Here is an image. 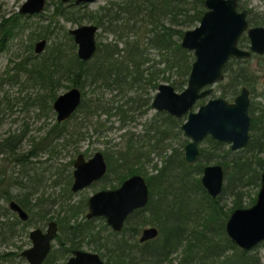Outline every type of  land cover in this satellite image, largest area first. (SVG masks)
<instances>
[{"label": "trees", "instance_id": "obj_1", "mask_svg": "<svg viewBox=\"0 0 264 264\" xmlns=\"http://www.w3.org/2000/svg\"><path fill=\"white\" fill-rule=\"evenodd\" d=\"M203 1L119 0L116 6L109 5L100 14L98 22H103L106 30L114 32L116 40H123V45L119 47L116 41L100 43V49L88 60L77 57L72 36L64 30L62 42H53L55 44L46 55L42 54L32 60L33 64L27 69L28 76L47 90L49 105L56 97V89L63 84V79H69L72 86H78L83 97L76 110L67 119L55 121L54 127L45 136L54 132L55 136L63 137L67 143H75L84 136V132H88L87 129L81 132V127L90 126L93 132H98L106 122L100 120L97 110L106 113L105 120L112 114H118L122 124L128 119H134L133 114L149 103V96L144 98L142 93L148 86L155 88L159 76L160 79L170 80L175 88H183L193 57L190 51L181 46L180 38L184 27L199 21L204 11ZM58 3L53 9L54 15H66L65 9ZM109 4H113L112 0ZM88 16L92 18V13ZM66 17L73 20L76 18ZM254 21L262 22L257 19ZM12 23L0 22V49L4 47L3 39L10 34ZM56 26H50V22L44 24L38 37L50 39ZM149 50H155L157 59L149 56ZM167 69H174L171 70L175 73L173 79L164 73ZM227 72L231 77L221 94L226 97H233L241 84H253L256 78L246 68L244 71ZM145 85L146 89H143ZM84 87L92 92L105 88L126 93L133 89L137 95H129L123 104L118 103L116 109L110 111L111 105L102 101V95L86 96ZM71 117L79 124L72 125L73 129L66 126ZM160 121L164 124L155 126L154 135L145 137L144 134L124 130L120 133L122 143H112L103 151L109 170L115 171L113 181L116 183L111 182V186L117 185L129 174L144 175L149 186L146 205L134 210L120 231H114L103 220L101 224L95 223L98 217L86 218L82 215L78 218L80 205L68 204L64 207V217L58 218L61 227H65L64 237L58 233L55 237L62 250L57 252L52 245L42 264L53 263L58 254L64 256L71 249L81 247L82 242L104 256L109 264H263L254 250L257 245L248 250L239 247L225 233L224 223L228 211L245 206L242 203L243 188L259 184L260 171L264 170V158L234 156L230 159V165L223 158L218 159L227 170L221 193L213 198L202 186L198 174L205 162L215 158L214 151L218 150L220 142L207 137L211 147H201L198 160L189 163L183 156V143L182 147L173 146L171 152H167L168 141L177 135L176 132L171 133V127L178 126V120L164 114ZM14 137L9 133L0 140V152H7V159L15 154L18 145V139ZM263 145L264 107L260 106L252 108L251 140L246 149L258 150ZM153 151L159 154L161 164H154L156 172L145 174L143 168ZM28 153L34 154L33 148ZM26 157L20 154L10 160L25 163ZM228 167L232 172L228 171ZM40 179L39 175L29 174L25 170L16 174L0 171V245L6 246L0 250V264H19L16 260H25L19 256L21 243L14 240L17 236L27 235L26 227L32 222L33 214L40 218L46 217L48 210L40 206L45 199L37 196L31 201V193ZM225 193L235 196L229 210H224L220 202ZM10 199L16 200L29 212L27 219H20L8 207ZM146 224L155 225L158 235L140 242L137 237L141 227ZM190 224L194 226L190 228ZM178 249L181 256L176 263H172L170 256Z\"/></svg>", "mask_w": 264, "mask_h": 264}, {"label": "water", "instance_id": "obj_2", "mask_svg": "<svg viewBox=\"0 0 264 264\" xmlns=\"http://www.w3.org/2000/svg\"><path fill=\"white\" fill-rule=\"evenodd\" d=\"M66 1V0H62ZM93 0H75L76 3ZM45 0H25L21 13L40 12ZM238 0H204V11L198 23L185 28L180 38L181 46L193 54L186 85L176 90L169 82H161L152 97L151 106L168 111L180 117L187 112L181 128L189 140L184 145V159L192 162L199 151L198 143L209 134L212 138L228 142L230 149H237L249 140L250 115L249 91L242 86L232 100L222 96L211 97L196 110L192 106L198 98L211 91V84L223 79L225 62L231 56H249L252 51L264 52V25L248 27L246 10H237ZM94 23H83L71 27L68 32L77 45L76 54L80 59H89L96 47ZM246 31L249 48L238 45L241 34ZM46 39L35 42V51L40 52ZM82 92L78 86H71L58 94L52 106L56 120L68 118L79 106ZM106 160L100 150L85 158L79 152L73 160L71 190L76 191L100 178L106 171ZM200 182L208 195L216 197L224 183V168L220 163H208L202 168ZM149 186L140 173H132L116 187L100 188L87 197V218L101 216L115 231L121 230L126 217L134 209L146 205ZM8 207L25 220L28 212L16 200L10 199ZM58 230V223L50 219L44 228L29 229L31 244L19 251L28 264H42L49 253ZM224 231L239 247L248 250L264 241V170L260 173L259 188L254 202L248 206L233 208L225 223ZM158 234V228L148 225L140 230L138 240L143 242ZM63 264H107L96 251L73 249Z\"/></svg>", "mask_w": 264, "mask_h": 264}, {"label": "rangeland", "instance_id": "obj_3", "mask_svg": "<svg viewBox=\"0 0 264 264\" xmlns=\"http://www.w3.org/2000/svg\"><path fill=\"white\" fill-rule=\"evenodd\" d=\"M24 1L25 0H0L1 24L13 22L10 24V34L3 39L4 47L0 49V140L6 137L9 133L16 137L13 139H18L15 154L8 157L9 159H7V152H0V162L3 161V164L0 163V171H11L16 174L25 170L29 172V174L39 175L41 177L40 183L31 193V201H33L37 196L40 199H45L40 206L42 209L48 210V212H46V217L49 218H40L37 214L32 215V222L26 227L27 235L17 236L14 240L16 243H21V248L27 247L31 244L28 237V231L30 228L34 226H41L44 228L48 219H56L58 221V218L64 217L66 214L64 207L71 203L80 205L77 217L81 218L87 210V197L100 188L110 187L111 182L116 183L113 181V174H110L107 179L93 182L78 191H71L70 185L72 181L73 160L79 152H82L85 158H87L96 150L104 151L112 143H122L120 133L124 130H129L135 134H144L146 135L145 137L152 134L154 135L155 126L158 124L163 125L164 123H161L160 120L164 114H167L166 111L156 112V110L150 107V104L148 103L149 107L142 115L139 116L134 113V119H128L124 124H122L118 114H112L108 120H105L106 113L97 110V113H100V120L106 122V125L102 126L103 128H101L100 131L93 132L90 126L81 127V132L86 129L88 132H84V136L75 141V143H67L63 137H57V135L55 136L54 132L45 136L47 131L51 130L52 127H54L55 121H57L56 112L53 109L52 101L49 105V100L46 95L47 90L45 91L44 88L29 78V72L27 69H29V67L33 64L32 60L35 57L37 58L42 54H47L48 49L50 50L52 45L55 44L53 42L58 43L59 41H63L62 34L64 30H68L71 27H76L77 25L83 23H94V17L92 16V18H90L88 15H91V13L94 15L93 11H96L98 6L105 4L106 0H95L82 7L73 5L65 8L64 6L66 11V15L64 16L57 14L54 15L53 12L55 4L59 0H47L49 6L42 11V13H32L29 15L21 14L19 12V8ZM240 2L244 8H250L252 14L259 17L264 22V0H240ZM67 15L72 17L76 16V18H74V20L69 19L66 17ZM49 22L50 26L57 25V28L53 31L52 37L47 39L45 49L41 53L35 54L33 51V45L35 41L40 38L38 35L42 33V26L44 24H48ZM195 24L196 22L184 28H190ZM97 38L98 40L106 41L112 39L113 34L99 29ZM76 49L77 47L74 48L75 54ZM149 52L150 57L157 59L158 55L155 50H149ZM248 65L254 69L253 72L256 76V82L251 99L255 105L264 107V55H253V57L249 60ZM174 69H167L164 73L169 74L171 77L170 79H173L172 75H175V73L171 72V70ZM14 74L16 75L13 77ZM159 77L156 78L158 84L161 82L171 83L170 80L160 79ZM62 83L63 84L59 85L56 89L57 95L72 86L69 79H63ZM226 83L227 81L224 78L211 84L212 91L208 95L199 99L197 102L203 103L208 98L221 96L223 89L227 85ZM100 89L99 91L92 92L88 87H84L86 96L95 97L97 95H102V101L106 102V105H111L110 111H114L118 103L123 104L125 100L128 99L129 95H137L136 93H133V89L127 90L126 93L124 91L117 92V90L115 91L112 89ZM176 90L179 91L181 89L176 88ZM155 91L156 87L152 88L151 86H148L146 92L142 94L152 97ZM224 97L228 100H232V97L230 96ZM198 103L192 106V110H196ZM186 115L187 114H184L181 119L177 120L179 122H183ZM151 121L153 123L150 124ZM66 124L69 129H73L72 125L79 126L76 119L73 117L68 119ZM177 127L178 126L175 125L171 127V133L176 132L177 135L175 138L173 136L171 137L172 139L174 138V141L172 139L168 141L166 145L168 153L171 152L173 146L182 147V143L184 144L189 140L183 132H178L179 130ZM55 130H57L56 127ZM73 137H75V135ZM206 138L207 137L199 142V147L204 146L207 149L211 147ZM32 148L34 154L28 153ZM219 148V150L214 151L217 156L215 155L214 159L205 162L204 164L214 163L218 159L223 158L226 162H228V165H230V159L234 156H249L254 159L259 156L264 158V145L258 150L252 148V150H250L245 147L230 149L228 142H222L220 143ZM20 154L27 155V162L15 163L13 160H10L12 157ZM149 158V162H147L143 168V172H145V174H152L156 172V166H154V164H161L160 156L157 152L153 151ZM4 160L9 161L6 162ZM28 168L29 170H27ZM228 171L232 172L230 167H228ZM198 175L200 177L201 172ZM258 188L259 184L245 186L243 188L244 194L242 196V203L245 206L252 203L251 200L252 198H255ZM234 198L235 196L231 193H225L223 195L220 202L223 204L224 210H229V207H232ZM82 208L83 211H80ZM67 213L69 214V212ZM102 220L104 221L103 218L98 217L96 218L95 223L101 224ZM146 225H143L142 227ZM193 226V224L189 225L190 228ZM64 229L65 227H61V224L59 223L58 234L62 237H64ZM52 245L54 249H57V252L58 250H62V247L59 245L58 238L53 240ZM5 247L6 246L0 245V250ZM82 248L85 250H94L86 242H82ZM180 249H178L175 253H172L170 256L172 263H176L181 256ZM254 250H256L259 254L260 259L264 264V242L258 244ZM70 254L71 252L66 253L64 256L58 254L51 264H63ZM16 261L19 264H28L26 260L21 262L18 260Z\"/></svg>", "mask_w": 264, "mask_h": 264}, {"label": "flooded vegetation", "instance_id": "obj_4", "mask_svg": "<svg viewBox=\"0 0 264 264\" xmlns=\"http://www.w3.org/2000/svg\"><path fill=\"white\" fill-rule=\"evenodd\" d=\"M60 2H61V7L64 9V6H65V8H68V7H70V6H73V5H77V6H80V7H82V6H85L86 4H88V3H90V2H93V1H95V0H93V1H86V2H80V3H76L75 2V0H66V1H62V0H59ZM58 1V2H59ZM118 1L119 0H112V2H113V4H109V2H110V0H106V3L105 4H102V5H100V6H98V9L96 10V11H93L94 12V15H92L94 18V20H93V22H94V24L95 25H97V29H96V31H95V35H94V38H95V43H96V47H95V50H94V52H93V54H92V56L96 53V51L98 50V49H100V47H101V45H100V43H103V42H114V41H116L117 43H118V46L119 47H122V45H123V40L121 41V40H116V36H115V34H114V32H112V31H109V30H106L103 26H104V24H103V22L102 23H99L98 21H99V18H100V14H102V12H103V10L104 9H106L109 5L110 6H116V4L118 3ZM57 2V3H58ZM63 2H64V4H63ZM49 6V3L47 2V0H45V3H44V6H43V9L40 11L41 13H42V11H44L47 7ZM242 9H245L246 10V19H247V21H248V27H250V26H254V25H264L263 23V21L259 18V17H257V16H254L253 14H252V12H251V9L250 8H244L243 6H242V4H241V2H240V0H238V3H237V10H242ZM101 12V13H100ZM21 13V12H20ZM34 13H39V12H34ZM21 14H32V13H21ZM255 19H257L258 21H262V22H260V23H256L254 20ZM99 29H102V31H104V32H109V33H111V34H113V38L112 39H110V40H106V41H102V40H98V38H97V35H98V30ZM68 31V30H67ZM69 33V32H68ZM70 34V33H69ZM71 35V34H70ZM72 36V35H71ZM40 38L39 39H41V38H45L46 39V42H45V45H44V47H43V49L40 51V52H36L35 51V43H34V45H33V51H34V53L35 54H39V53H41L44 49H45V47H46V43H47V38L46 37H41V36H39ZM39 39H37V40H39ZM72 39H73V37H72ZM36 40V41H37ZM248 40V41H247ZM35 41V42H36ZM73 42H74V40H73ZM75 43V42H74ZM238 45L240 46V47H242V48H249V38H248V36H247V32L246 31H244L242 34H241V36H240V38H239V40H238ZM245 45H247V46H245ZM75 47H77V45H76V43H75ZM2 49V48H1ZM188 50V49H187ZM189 51V50H188ZM33 53V54H34ZM264 55V52H262V53H257V52H254V51H252L251 52V54L249 55V56H231V57H229L228 58V60L225 62V65H224V68H223V79L225 78L226 79V81L228 82V80L230 79V74H228V70H236V71H244V69L246 68V70H249V74H251V75H253V76H255L254 74V72H253V68L250 66V65H248V63H249V60L253 57V55ZM77 55V54H76ZM91 56V57H92ZM35 57V56H34ZM78 57V56H77ZM90 57V58H91ZM79 58V57H78ZM89 58V59H90ZM80 59V58H79ZM88 60V59H87ZM26 69V68H25ZM238 73V72H237ZM16 74H14L13 75V77L15 76ZM222 80V79H221ZM255 82H256V80L254 79L253 80V84H250V85H246V84H241L240 86H239V88H238V90H237V93L240 91V89H241V87L242 86H246L247 87V89H248V91H249V97H250V104H249V115H250V127H249V140H248V142H247V144L245 145V146H243V147H245L246 148V146L248 145V143L250 142V140H251V115H252V108H257V107H260V105L259 106H257V105H255L254 104V102L252 101V92H253V88H254V86H255ZM171 84V83H170ZM227 84V83H226ZM186 85V84H185ZM184 85V86H185ZM157 86H158V83L156 84V89H157ZM209 86H211V85H209ZM174 87V86H173ZM175 88V87H174ZM211 88H212V86H211ZM80 89V88H79ZM143 89H146V85H145V87H143ZM143 89H142V91H143ZM176 89V88H175ZM180 89H182V88H180ZM81 90V89H80ZM116 91V90H115ZM211 91H212V89H211ZM210 91V92H211ZM82 92V91H81ZM146 92V90L143 92V94ZM209 92V93H210ZM208 93V94H209ZM236 93V94H237ZM208 94H206V95H208ZM235 94V95H236ZM154 95V94H153ZM153 95H152V97H153ZM235 95L232 97V99L235 97ZM57 96V95H56ZM222 96V95H221ZM143 97L144 98H147V95H143ZM152 97H149V99H150V102H149V104H150V107H152L151 106V100H152ZM204 97V96H203ZM203 97H200V98H198L197 99V101L199 100V99H201V98H203ZM222 97H224V96H222ZM225 98V97H224ZM209 99V98H208ZM207 99V100H208ZM227 99V98H226ZM206 100V101H207ZM195 102L194 103V105L196 104V103H198V102ZM204 103V102H203ZM201 104V102H199L198 103V105H197V107L199 106ZM193 105V106H194ZM149 106H148V104H146V105H144V106H141V110H137L136 111V113H135V115H137L138 113V115L140 116V115H142L146 110H147V108H148ZM153 108V107H152ZM155 110H156V112H159V111H165V110H158V109H156V108H154ZM192 109V108H191ZM197 109V108H196ZM167 112V115H170L171 117H174L176 120L178 119H181V117L184 115V114H187V112H185V113H183L180 117H176L175 115H173V114H170L168 111H166ZM186 117H187V115H186ZM185 119V118H184ZM181 123L182 122H179L178 121V128H179V130L181 131V132H183V130H182V128H181ZM184 133V132H183ZM185 135V134H184ZM187 136V135H186ZM188 137V136H187ZM205 137H210V138H212L209 134H207L206 136H204V138ZM189 138V137H188ZM203 138V139H204ZM203 139H201L200 141H202ZM212 139H214V138H212ZM214 140H216V139H214ZM199 141V142H200ZM216 141H218V140H216ZM187 142V141H186ZM185 142V143H186ZM220 143H222V141H219ZM185 143H184V145H185ZM184 145H183V147H182V151H183V156H184ZM198 147H199V143H198ZM219 147H220V145H219ZM243 147H239V148H243ZM200 148L201 147H199V151H198V155H197V157H196V159L194 160V161H192V162H189V163H193V162H195L196 160H198V158H199V152H200ZM230 148V147H229ZM239 148H237V149H239ZM220 148H218V150H219ZM101 152H102V154H103V156H104V158H105V154H104V152L102 151V150H100ZM95 152V151H94ZM85 157V156H84ZM105 160H106V158H105ZM214 163H220V162H218V161H216V162H214ZM106 164H107V167H106V171H105V173L100 177V178H98V179H96L95 181H93V182H96V181H99V180H102V179H107L109 176H110V174H113V177L115 176V171L114 170H112V171H110L109 170V168H108V163H107V160H106ZM206 164H208V163H206ZM222 166H223V164L222 163H220ZM205 165V164H204ZM203 165V166H204ZM203 168V167H202ZM223 168H224V166H223ZM263 171V170H262ZM202 172V171H201ZM130 175V174H129ZM129 175H127V176H129ZM225 175H226V169L224 168V180H225ZM126 176V177H127ZM126 177H124L123 179H125ZM122 179V180H123ZM259 179H260V177H259ZM72 180H73V176H72ZM121 180V181H122ZM147 181V180H146ZM72 182V181H71ZM92 182V183H93ZM91 183V184H92ZM121 183V182H120ZM120 183H118L117 185H119ZM90 185V184H89ZM117 185H114V186H110V188L112 187H116ZM71 186V185H70ZM88 186V185H87ZM86 187V186H85ZM84 188V187H83ZM106 188H108V187H106ZM71 189V188H70ZM82 189V188H81ZM78 190H80V189H78ZM78 190H76V191H78ZM72 191V190H71ZM221 193V192H220ZM219 193V194H220ZM218 194V195H219ZM218 195L216 196V197H218ZM216 197H213V198H216ZM149 200V199H148ZM86 203H87V199H86ZM86 207H87V204H86ZM144 207V206H143ZM141 208V207H140ZM136 209H138V208H136ZM136 209H134V210H136ZM88 210V209H87ZM87 210H86V212H87ZM133 210V211H134ZM132 211V212H133ZM28 212V211H27ZM85 212V213H86ZM131 212V213H132ZM131 213H129V215L126 217V219H125V221H124V224H125V222H126V220H127V218L130 216V214ZM84 216H85V214H84ZM28 217H29V212H28ZM86 217V216H85ZM93 217H100V218H103V217H101V216H93ZM93 217H90V218H93ZM87 218V217H86ZM104 219V218H103ZM50 219H48L47 220V222L49 221ZM56 220V219H55ZM57 221V220H56ZM104 221H105V219H104ZM46 222V223H47ZM57 223H58V229H59V222L57 221ZM106 223V222H105ZM107 224V223H106ZM124 224H123V226H124ZM108 225V224H107ZM148 225H152V224H148ZM148 225H146V226H148ZM109 226V225H108ZM122 226V227H123ZM155 226V225H154ZM110 227V226H109ZM145 227V226H144ZM111 228V227H110ZM143 228V227H142ZM141 228V229H142ZM112 229V228H111ZM122 229V228H121ZM115 231V230H114ZM120 231V230H119ZM57 233H58V230H57ZM56 233V234H57ZM139 234H140V232H139ZM139 234H138V236H139ZM158 235V234H157ZM56 237V236H55ZM156 237V236H155ZM138 238V237H137ZM154 238V237H153ZM149 240V239H148ZM146 241V240H145ZM52 248V247H51ZM78 248H80V249H83L82 248V246L81 247H78ZM73 249H77V248H73ZM73 249H71V254H72V250ZM92 251H96V250H92ZM97 252V251H96ZM99 253V252H98ZM70 254V255H71ZM100 254V253H99ZM48 255V254H47ZM70 255H68V257L70 256ZM100 256L103 258V260L107 263V264H109L108 263V261L106 260V258L104 257V256H102L101 254H100ZM47 257V256H46ZM67 257V258H68ZM67 258H66V260H67ZM45 260V259H44ZM65 260V261H66ZM64 261V262H65ZM44 262V261H43ZM42 262V263H43ZM63 262V263H64Z\"/></svg>", "mask_w": 264, "mask_h": 264}]
</instances>
